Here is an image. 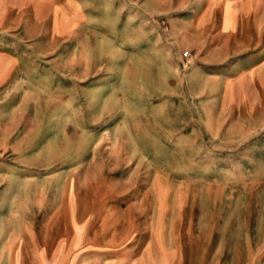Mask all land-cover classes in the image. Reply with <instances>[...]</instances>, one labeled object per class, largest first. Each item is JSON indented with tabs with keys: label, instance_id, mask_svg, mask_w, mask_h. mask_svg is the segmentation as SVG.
Here are the masks:
<instances>
[{
	"label": "rangeland",
	"instance_id": "obj_1",
	"mask_svg": "<svg viewBox=\"0 0 264 264\" xmlns=\"http://www.w3.org/2000/svg\"><path fill=\"white\" fill-rule=\"evenodd\" d=\"M102 1L0 0V121L20 120L0 161L14 213L1 238L18 242L21 264L75 233L88 264H264V129L247 135L250 121L231 119L244 114L231 80L196 95L194 73L178 94L161 69L136 77V15L178 50L171 0H122L120 48L102 37ZM231 1L258 33L264 0ZM73 51L94 78L70 75ZM179 52L185 74L196 52Z\"/></svg>",
	"mask_w": 264,
	"mask_h": 264
},
{
	"label": "crops",
	"instance_id": "obj_2",
	"mask_svg": "<svg viewBox=\"0 0 264 264\" xmlns=\"http://www.w3.org/2000/svg\"><path fill=\"white\" fill-rule=\"evenodd\" d=\"M158 3L161 0H157ZM223 1L221 4L215 0L204 1L197 0L192 3L183 0L179 6L175 5L174 0L168 1L165 10L171 14L170 21L177 37L178 50L173 51L164 43V37L153 34L145 23L140 21L136 15V31L131 34L136 37V77L142 76L145 71L148 75L161 69L165 72L166 82H170L171 92L178 94V89L186 91L189 87V76L194 73L193 88H198L196 95H202L207 92L210 87H219L221 90L227 86L230 80L233 82L237 92V101L243 105V113L231 117L236 123L238 121H250L246 125V134L253 135L264 129V18L260 17L256 22V34L245 31L247 16L241 15V9H236L234 3L229 0L227 7ZM146 6V1L142 3ZM148 5V4H147ZM100 15L106 25L103 29L104 35L113 37L112 43L120 48L121 44L117 38L120 25L124 19V3L122 0H104L101 2ZM191 8L187 13L183 14V18L173 16L177 10L184 12ZM150 9V8H149ZM226 11V14H225ZM134 20V17H132ZM124 28V27H123ZM127 28H130L128 26ZM190 48L196 52V57L191 69L187 73L182 72V64L180 57V48ZM173 48H176L174 46ZM176 48V49H177ZM77 52L73 51L69 54L70 75L81 80H87L91 75V79L96 76L100 70L92 67L88 61H85L84 68L77 73ZM169 69L173 76L169 77L166 70ZM114 71V69H113ZM117 71V68L116 70ZM140 76V77H141ZM111 76L106 78L110 80ZM77 80V79H76ZM75 80V81H76ZM224 110L220 108L219 116L216 118L229 119L227 115H223ZM22 114V113H21ZM33 119V118H32ZM19 118L10 115L0 121V161L3 162L2 156H10V152L17 148L15 142L11 141L7 144L8 138L13 136L20 126ZM264 130H262V133ZM5 147V148H4ZM2 168V167H0ZM0 170V264L5 261L6 264H21L22 255H18L15 250L19 244L14 239L9 238L3 240L1 235L6 232H12L13 199L12 191L4 188L9 183V176L2 174ZM24 193V192H23ZM21 194H18V197ZM17 197V198H18ZM15 197V199H17ZM20 215L22 213H19ZM28 213H24L27 215ZM10 223V226H7ZM74 232L71 225L69 230ZM54 237L53 244L50 241L47 245L41 244L37 248V262L39 264H88L87 261L76 257L74 248L73 234ZM77 242V239H76ZM72 252V254H71Z\"/></svg>",
	"mask_w": 264,
	"mask_h": 264
},
{
	"label": "built area",
	"instance_id": "obj_3",
	"mask_svg": "<svg viewBox=\"0 0 264 264\" xmlns=\"http://www.w3.org/2000/svg\"><path fill=\"white\" fill-rule=\"evenodd\" d=\"M162 26L164 27V29L166 31L170 30V26H169V24L167 23V21L165 19L162 20ZM184 55L187 56V57H191L192 53L190 51L186 50V51H184Z\"/></svg>",
	"mask_w": 264,
	"mask_h": 264
},
{
	"label": "bare ground",
	"instance_id": "obj_4",
	"mask_svg": "<svg viewBox=\"0 0 264 264\" xmlns=\"http://www.w3.org/2000/svg\"><path fill=\"white\" fill-rule=\"evenodd\" d=\"M214 114V113H213Z\"/></svg>",
	"mask_w": 264,
	"mask_h": 264
}]
</instances>
